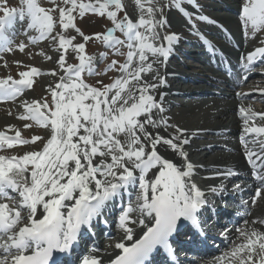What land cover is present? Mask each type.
Listing matches in <instances>:
<instances>
[{
  "label": "snow or ice",
  "instance_id": "6c2138e0",
  "mask_svg": "<svg viewBox=\"0 0 264 264\" xmlns=\"http://www.w3.org/2000/svg\"><path fill=\"white\" fill-rule=\"evenodd\" d=\"M187 2L193 4L195 0ZM135 4L139 10L136 18L125 11L123 0H53L51 8L41 6L39 0H19V7L0 8V51H13L7 33L19 22L26 25L25 33H37L28 36L30 43L47 39L56 44L58 51L66 53L71 48L79 61L67 64L65 54H60L56 63L63 75L48 87L51 101L22 102L25 111L19 118L50 128L46 140L37 135L24 139L19 130L14 136L0 131V149L42 142L39 151L0 155V198L12 201L0 202V264H64L60 254L73 248L82 226H90L107 203L122 193L129 197L135 193V202L124 207L118 218L124 240L132 243H115L120 254L107 264H146L158 246L172 252L170 237L177 231L178 222L190 223L193 239L202 234L200 213L207 206V195L222 193L224 186L202 191L193 181L194 166L183 150L188 143L182 139L183 130L176 128L170 138L158 131L167 125L162 115L164 96L159 91L166 81L158 67L168 59L178 39L175 34H163L168 26L164 8L171 6L188 14L181 0H170L169 5H160L159 0H135ZM122 11L124 15L118 16ZM57 12L58 16L54 14ZM86 13L106 16L111 21V27L93 37L102 39L113 54L124 56L123 62L112 60L106 66L105 71L114 69L118 75L107 84L97 81L99 87L84 80V73L99 74L95 70L97 58L86 54L85 43H73L75 38L65 35L66 30L75 29L85 42L93 38L84 35L74 23L75 14L84 17ZM197 18L208 20L206 16ZM240 18L246 36L249 27L253 34L264 29V0H243ZM117 31L124 39L115 35ZM17 47L23 51L26 45L21 42ZM121 48L127 51L121 52ZM105 55L100 53L99 60ZM261 58L264 46L247 53L244 67H251ZM154 71L156 75H151ZM40 72L30 67L18 73L20 79L0 78V100H15L25 88L31 89L32 77ZM50 74L56 76L57 71ZM239 113L245 157L259 184L251 197L255 204L258 198H264V124L254 121L257 116L264 120V113L243 106ZM249 135L253 139L248 140ZM158 146H166L184 158L182 168L163 158ZM215 175L227 179L235 173L217 170ZM233 190L243 189L237 184ZM134 211L140 213L138 223L146 229L138 239L127 226L129 214ZM256 223L244 221V227L237 228L240 242L233 241L229 250L214 257L210 264H264V231L254 227ZM81 264L104 262L88 254Z\"/></svg>",
  "mask_w": 264,
  "mask_h": 264
},
{
  "label": "bare ground",
  "instance_id": "6f19581e",
  "mask_svg": "<svg viewBox=\"0 0 264 264\" xmlns=\"http://www.w3.org/2000/svg\"><path fill=\"white\" fill-rule=\"evenodd\" d=\"M208 2L209 4L205 6L207 10L205 13L206 17H210L214 20L212 21L214 22L212 26L198 25V31H187L180 25L181 20H172L169 14L164 13L168 21V26L162 30L163 34H175L178 37L172 44V50L179 52L181 57L187 56L195 59L206 65V68L197 73L190 72L188 71L189 67L180 62V60L179 63L183 64L184 69L180 68L175 70L165 61L158 67L159 75L163 76L166 81V83L160 87L159 91L162 92L164 96V113L162 115L167 120V125L162 126L158 131L161 136L170 138V136L176 134V128L183 130L182 139L188 140L183 150L187 153V161L191 162L194 166L193 181L206 193L210 187L220 186L231 178L225 179L221 176H216L215 173L217 170H246L241 156L237 154V151H241V149L245 152L244 144L241 141L242 134L241 136L237 135V131L243 130V119L239 113V108L243 106L245 108H250L255 113H264V111L259 112L258 110H253L246 101L238 102L235 97L232 99L233 95H235L234 92H231V97H227L225 93L227 90L224 88L225 86L229 87L226 74L223 70L221 72L217 65H213V59H209L208 57L213 56L214 46L216 48L220 43L227 44L229 41L233 42L234 46L238 48L236 49L238 55H244L254 50L253 48H255V46L251 47L248 44L246 45L247 39L243 38L242 34L238 31H232L234 35L233 39L215 31V29L219 30L215 28L216 25L219 27V25H223L224 23L232 28L236 26L235 20L231 14L238 12V0H208ZM128 4H130V8L133 11L130 15L137 13L135 12L137 9L135 3L128 1ZM178 12V9L173 8V10L170 11V16H172V18H177ZM159 18L160 17L157 16V19ZM183 33L190 34L197 38L183 39L181 37ZM252 42L255 44L260 41L258 39H253ZM203 44L204 46L200 48V45ZM52 45H54V43H52ZM3 52L4 51H0V60L5 57L4 54H1ZM49 54L58 55L64 54V52L63 50L58 51L55 44L54 52ZM170 58H172V56H170ZM54 66L56 65L53 64L52 66V64H48L47 68L50 69ZM151 75H156V71ZM52 77L53 76L48 75L47 78L49 80V78L51 79ZM146 78L151 80L150 76H146ZM234 85L232 87H234ZM174 93L177 94L176 97H178V99L169 100L168 95L171 94L169 96H174ZM209 94L217 95L209 97ZM156 98L159 99V96L157 95ZM32 100L34 99L23 97L16 103L0 104V130L13 132L14 130L23 129L27 124L25 121L18 120L25 111L22 107V102H31ZM176 113L177 117L174 116ZM254 122L259 125L264 123V120H261L259 116H257ZM33 129L37 130L35 127ZM207 134H210V137H207ZM247 139L251 140L253 136L249 135ZM249 147H252V145H249ZM39 150L41 149L34 146V148L25 149L20 155L28 151ZM157 151L163 158L172 160L173 163H176L182 168L184 158L178 156L171 149L166 146H158ZM218 151L219 153H217ZM207 174H209V176H207ZM201 176L202 178H200ZM209 195L210 194L207 196ZM252 207L253 218H255L252 219V221L257 222L253 226L264 231L260 223L264 215V198H259ZM252 221L249 222V224H252ZM145 222L147 223L148 220L146 219ZM141 229L142 228L138 226L133 228L134 237ZM114 234L116 237L108 241L102 253H94V255L98 256L102 261L119 250L115 248V243L122 240L125 244L130 242L124 240L121 227H118L117 235L116 232ZM237 237L238 234L231 237V245L233 241L240 242ZM212 260L208 261V264H210Z\"/></svg>",
  "mask_w": 264,
  "mask_h": 264
},
{
  "label": "rangeland",
  "instance_id": "374dc122",
  "mask_svg": "<svg viewBox=\"0 0 264 264\" xmlns=\"http://www.w3.org/2000/svg\"><path fill=\"white\" fill-rule=\"evenodd\" d=\"M2 1H3V3H2ZM1 2H0V7L2 8L3 6H5V5H3V4H9V5H11V2L13 1L15 4H19V0H2ZM124 1V3H126L127 4V10H128V14L130 15L133 11H132V9L130 8L131 6H130V4H128V2H127V0L125 1V0H123ZM128 1H132V2H134L135 3V0H128ZM208 1V0H207ZM12 2V3H13ZM161 2V3H160ZM44 3H47L48 5H50L51 3H53V0H45L44 1ZM56 3H60V0H56ZM159 4L160 5H165L166 3H165V1L164 0H160L159 1ZM209 4V2L207 3V5ZM136 5V4H135ZM42 6V5H41ZM181 7H183V6H181ZM137 8V7H136ZM174 8V7H173ZM173 8H169V10H168V13L167 14H169V17H170V19H175V20H180V18H176V17H174V18H172V16H170L171 15V13H170V11L171 10H173ZM164 9H166V7L164 8ZM204 9H205V6H204ZM135 12H137V13H133L132 15H130V16H132L133 18H136V17H138V14H139V10H138V8L136 9V11ZM180 12V11H179ZM165 13V12H164ZM197 13L198 14H201L202 12L201 11H197ZM166 14V13H165ZM178 17V16H177ZM210 21H211V24L209 25V24H199V25H209V26H212V23H214V22H212V21H214L213 19H211L210 17L208 18ZM75 21H76V24H77V26H79L80 27V29H81V32L84 34V35H88V34H94V33H97V32H99V31H102V29H103V27H106V29H105V31L107 30V28L109 27V25H110V23H111V21L109 20V19H107V18H105V17H99V18H92V17H88V16H84V17H80L78 14H75ZM107 21L109 22V24H106L107 23ZM216 23H218V22H216ZM104 25V26H103ZM198 28H199V26H198ZM71 30V29H70ZM72 34L74 33V37L77 39V41L78 42H80V43H83V36H81L79 33H77L76 31L74 32V31H70ZM262 33H264V29L262 30ZM188 35H190V34H188ZM190 36H192V35H190ZM192 38L193 39H195V38H197V37H193L192 36ZM76 41V42H77ZM50 45H52V43L50 42ZM88 45H94V42H92V41H88ZM54 48H55V44L54 45H52ZM96 46V45H95ZM42 48V46H39V47H36V48H25L23 51H21L20 49L18 50V51H13L12 53H10V54H8V57L10 58V62L8 63V60H7V57L5 56L4 57V59H1L0 60V78H6V77H8V76H12L13 77V75H18V73L19 72H21V71H24V68H28L29 66H32V65H39V64H41L44 60H46L47 59V57H46V55L45 54H41V53H37L40 49ZM90 48H92V47H90V46H88V51L90 50ZM92 49H94V47L92 48ZM70 52H74V51H70ZM72 57H74V59L71 61V62H78V58H77V55H76V53L74 52V54H73V56ZM8 58V59H9ZM17 62H19V63H17ZM7 63V64H6ZM70 63V60L68 61V64ZM104 63H105V61H103L102 62V66L104 65ZM4 64H5V66H4ZM101 66V67H102ZM53 68H55V66L53 67ZM56 77V76H55ZM103 77V75L101 74V71L99 72V74L96 76V78H95V81L97 82V81H100L101 80V78ZM20 78V77H19ZM53 78V77H52ZM51 78V79H52ZM44 80H47L46 78H44ZM49 80H50V78H49ZM54 83L55 82V78L54 79H52V81H51V83ZM42 84V83H41ZM43 85V84H42ZM42 85H41V87H42ZM55 85V84H54ZM39 86L36 84L35 85V89L34 90H32V92H31V96L30 97H32V99H34V100H36V97H39L41 94V92L39 91V92H37V90H39V88H38ZM43 96V95H42ZM40 101H43V99H40ZM251 103H252V105H254V107L256 108V109H253V110H257V108H259L260 107V105H259V103H258V101L257 100H254V99H252V101H251ZM250 106V105H249ZM174 116L175 117H177V113L176 114H174ZM23 126H24V124H23ZM22 126V127H23ZM25 129V130H24ZM29 128L28 127H23V129H21V132L23 133V135L25 136V137H28V139H30L33 135H38L37 133H38V130H36V129H30V130H28ZM36 133V134H35ZM39 136H41V137H43L45 140H46V136H47V133H45L44 134V131L43 130H39ZM39 144L37 145V144H35L37 147L38 146H40V143H41V141H37ZM28 145H26V147H27ZM26 147H21L20 148V150H22L23 148H26ZM34 148V146H28V148L27 149H30V148ZM19 150H14V151H12V154H14V155H16V154H19ZM21 154H22V152H21Z\"/></svg>",
  "mask_w": 264,
  "mask_h": 264
}]
</instances>
